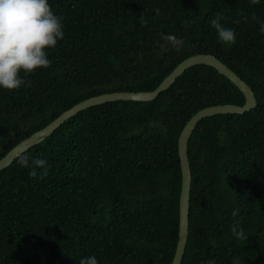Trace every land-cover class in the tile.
Here are the masks:
<instances>
[{
  "label": "trees",
  "instance_id": "1",
  "mask_svg": "<svg viewBox=\"0 0 264 264\" xmlns=\"http://www.w3.org/2000/svg\"><path fill=\"white\" fill-rule=\"evenodd\" d=\"M49 4L63 18L64 38L46 50L51 67L24 77L30 86L0 87V158L84 99L151 91L185 58L212 54L248 84L256 106L203 118L188 140L189 227L180 264H264V0ZM217 13L234 30V44L218 40L210 24ZM169 34L184 47L162 39ZM244 102L227 77L197 64L153 100L109 101L72 115L21 153L29 167L17 157L0 171V264H79L92 255L99 264H171L179 134L202 108ZM36 158L47 161V176ZM235 223L248 239L233 236Z\"/></svg>",
  "mask_w": 264,
  "mask_h": 264
},
{
  "label": "clouds",
  "instance_id": "2",
  "mask_svg": "<svg viewBox=\"0 0 264 264\" xmlns=\"http://www.w3.org/2000/svg\"><path fill=\"white\" fill-rule=\"evenodd\" d=\"M259 2L250 0L253 5ZM156 14L159 15V9ZM223 19L225 17L217 13L210 24L220 42L234 44L235 32L221 23ZM62 20L51 9L49 0H0V87L15 90L30 86L31 80L26 81L24 77L38 68L51 67L52 61L46 50L55 48L58 40L64 38ZM259 31L264 35V23L260 24ZM162 39L177 51L184 47V40L175 35H162ZM18 162L21 167H29L27 155L20 154ZM32 163L43 169L41 177L48 175L49 166L45 159L36 158ZM29 175L35 177L37 173L33 170ZM232 215L236 216L237 212ZM232 234L241 240L248 239L238 223L233 224ZM79 264H99V261L92 255L81 258ZM207 264H215V261L209 260ZM233 264H239V261L234 260Z\"/></svg>",
  "mask_w": 264,
  "mask_h": 264
},
{
  "label": "water",
  "instance_id": "3",
  "mask_svg": "<svg viewBox=\"0 0 264 264\" xmlns=\"http://www.w3.org/2000/svg\"><path fill=\"white\" fill-rule=\"evenodd\" d=\"M205 64L215 68L220 74L227 77L235 86L243 93L245 102L243 105L237 104H219L208 106L197 111L186 122L178 137V155L181 169V188L179 194V223H178V239L174 256L171 264H180L184 253L188 236L189 227V202H190V186L191 172L187 154L188 140L195 129L197 123L203 118L214 116L217 114L237 113L243 114L256 106V98L253 90L245 83L240 76L227 67L221 60L212 54H195L191 55L180 63L160 82V84L151 91H116L102 93L96 96L84 99L71 108L65 110L53 121L46 126L35 131L28 137L21 140L13 146L3 157L0 158V171L8 167L22 152L36 145L49 136L57 127H59L66 119L79 111L91 106L99 105L109 101L132 100V101H149L153 100L158 94L169 88L175 80L188 68Z\"/></svg>",
  "mask_w": 264,
  "mask_h": 264
}]
</instances>
